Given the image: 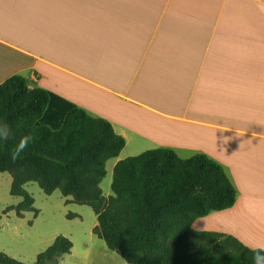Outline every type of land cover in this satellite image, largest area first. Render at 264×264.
Instances as JSON below:
<instances>
[{
	"label": "crops",
	"instance_id": "crops-1",
	"mask_svg": "<svg viewBox=\"0 0 264 264\" xmlns=\"http://www.w3.org/2000/svg\"><path fill=\"white\" fill-rule=\"evenodd\" d=\"M15 74L124 147L220 164L236 198L209 218L264 245V0H0V84ZM97 223L58 264H127Z\"/></svg>",
	"mask_w": 264,
	"mask_h": 264
},
{
	"label": "trees",
	"instance_id": "trees-1",
	"mask_svg": "<svg viewBox=\"0 0 264 264\" xmlns=\"http://www.w3.org/2000/svg\"><path fill=\"white\" fill-rule=\"evenodd\" d=\"M0 121L15 140L0 143V173L11 175L10 194L21 198L16 215L37 210L25 184L47 195L59 190L67 201L87 205L97 216L93 233L127 264H252L251 248L236 237L195 230L193 222L233 205L236 190L224 168L202 153L181 158L169 148L146 150L116 162L112 195L100 183L106 162L119 155L125 139L101 117L19 74L0 84ZM33 144L23 159L10 152L22 135ZM72 242L57 235L25 263L0 251V264H58Z\"/></svg>",
	"mask_w": 264,
	"mask_h": 264
},
{
	"label": "rangeland",
	"instance_id": "rangeland-1",
	"mask_svg": "<svg viewBox=\"0 0 264 264\" xmlns=\"http://www.w3.org/2000/svg\"><path fill=\"white\" fill-rule=\"evenodd\" d=\"M138 153L140 152L128 144L120 151V157L127 158ZM115 161L116 158L107 161L106 175L100 183L106 197L112 195V169ZM10 187L11 175L7 172L0 173V251L19 261L32 263L36 255L52 242L54 236L63 235L78 245L87 240L86 236L95 215L89 206L68 202V198L63 197L59 190L47 195L35 182H29L24 188L33 197V206L37 212L27 211L18 217L14 207L21 198L12 196ZM215 214L216 212L196 219L192 228L226 232L219 217L216 221L214 217L209 218ZM236 234L235 237L249 248L257 246L253 243H244L241 235ZM94 263L102 264V257Z\"/></svg>",
	"mask_w": 264,
	"mask_h": 264
},
{
	"label": "clouds",
	"instance_id": "clouds-1",
	"mask_svg": "<svg viewBox=\"0 0 264 264\" xmlns=\"http://www.w3.org/2000/svg\"><path fill=\"white\" fill-rule=\"evenodd\" d=\"M15 140V135L10 126L3 121H0V143ZM33 144V137L31 133L22 135L18 141L15 142L14 147L10 152V158L13 161L23 159L28 154ZM252 264H264V245H257L252 247Z\"/></svg>",
	"mask_w": 264,
	"mask_h": 264
}]
</instances>
